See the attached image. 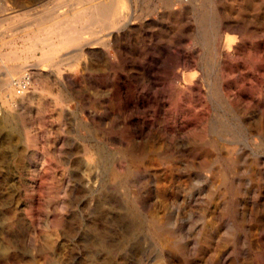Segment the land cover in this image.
<instances>
[{
  "label": "rangeland",
  "instance_id": "1",
  "mask_svg": "<svg viewBox=\"0 0 264 264\" xmlns=\"http://www.w3.org/2000/svg\"><path fill=\"white\" fill-rule=\"evenodd\" d=\"M87 1L0 0L3 71L25 63L31 66L17 75L28 74L35 63L42 66L28 89L12 88L23 105L8 107L0 92V264H164L162 246L177 264H199V232L218 225L228 236L229 230L242 234L229 242L225 255L234 252L240 262L264 264V239L256 244L249 233L263 222L245 211V188L256 183L255 168H262L264 196V139L257 134L260 121L264 125V78L255 92L233 94L240 83L218 71L214 56L217 27L200 24L202 13L213 20L209 0L183 5L132 0L134 15L118 33L121 59L113 58V68L96 66L86 54L56 68L39 47L28 52L24 34L34 32L39 18ZM120 2L118 14L127 8ZM192 4L198 10L182 12ZM261 4L263 16L264 0ZM238 36L258 56L232 62L251 71L255 63L264 67V20ZM111 51L107 48L109 59L115 55ZM179 57L191 62L189 70L179 65ZM174 72L194 74L201 93H189L185 83L176 88ZM66 73L72 87L64 82ZM183 115L188 126L176 132L174 118ZM132 148L139 150L133 161ZM211 180L215 187L207 196ZM260 209L264 212V204ZM154 213L166 231L176 224L183 242L175 244L167 235L162 243L151 232ZM220 213L226 214L223 222Z\"/></svg>",
  "mask_w": 264,
  "mask_h": 264
},
{
  "label": "bare ground",
  "instance_id": "2",
  "mask_svg": "<svg viewBox=\"0 0 264 264\" xmlns=\"http://www.w3.org/2000/svg\"><path fill=\"white\" fill-rule=\"evenodd\" d=\"M122 1L127 3V8L125 9V11L121 10L122 12H120L119 14L118 12L120 8L119 7L120 0L119 1L117 0H107V1L88 0L85 4H83V6L73 7L69 9L67 12L66 11L63 13L59 12L60 14L53 13V14H48L47 16L44 15L45 17L41 19L39 18L38 19L39 21L37 20L38 27L34 29V32L29 33L26 31V33L24 34L25 36L24 41L26 44V49L30 50L28 52H32L34 51V49H37L39 47V49L42 51V54L44 55L43 57L47 60H53L54 64L56 65V68H59L60 66L59 63H61V61H63L64 59H68L71 57L75 58V57L82 56L84 54H86L89 57L88 58L89 60L97 62L96 66H99L100 68L106 67V65L107 66L110 65L111 66L110 68H113V66L116 65V62H114L113 58L117 57L118 58L117 60L121 59V47H120L118 33L121 30L123 29L125 30L126 28H128V26L130 25L132 21L133 15H134L132 3H131L132 0H122ZM189 1L190 0H172L173 3L177 2L178 4L180 3L182 5L183 3H187ZM209 1H210V5H212L209 8H211V11L212 10L214 11L213 16H212L213 20L211 21V18H207L208 15L202 13L199 16L200 24L202 28H206L212 23H215L214 25L217 27L218 34L216 38L214 37L215 38L214 43L216 44V46L214 47V52H215L214 56L216 58V64L218 65V69H219L218 71L222 73L223 76L228 77L229 80L240 83L239 88L237 89V91H234L233 94H237V96L239 97H244L246 95H249L255 92L256 89L259 87L258 82L264 78V67H262L263 65L261 66V65H258V63H255L257 65L255 67H252L253 68L252 71L246 70V68L244 69V65H242V63L240 64L239 62H232V59L239 58L242 56L250 57L251 55H253L252 53L258 56V54H256V49L247 48L243 44L244 42L243 39L239 40L238 35L245 34L254 21L257 22L260 19L264 20V15L262 16V12H261L263 8L261 4V0H233L232 3L224 4V5H221V4L217 5L215 2L216 0H209ZM190 9L198 10L196 9V6L194 7V5L192 4L191 6L184 7L182 12L184 11L188 12ZM49 12H52V11H49ZM34 23H36V21ZM53 34L55 38H53L52 36ZM203 34H204V31H203ZM48 47L49 49L46 50ZM107 48L112 49V51H114L115 53V55L111 57L112 60L109 59ZM8 54H13V51H11ZM3 55L5 54L0 53V57H2ZM262 57H264L263 54H262ZM40 60H44V59L41 57ZM263 61L264 60L262 59V62ZM178 63L179 65L186 68L187 70L190 69L191 62L189 63L187 59L179 57ZM20 65H21L20 67L19 66H13V67L8 66L9 68H7V71H6L7 73L3 71L5 66L4 67L0 66V68H2V70H0V92H5L4 93L5 95L4 103H6L7 106L9 105L12 109L13 107H16L18 104L19 105L24 104V98H21L19 103L17 102L16 97H15L17 95V91L13 90L12 88L15 85H20L22 82H26V83H29L30 81L32 82L34 77L41 76V72H39L38 69L36 68V67H39L38 66L40 65L39 63H35V66L32 65L34 68H31V73H28V74L22 73V74L17 75V73L21 72V69L24 70L23 69L24 67L26 68V67L31 66L25 63H21ZM32 69L37 70V71H32ZM172 75L176 83V88L177 87L181 88L180 83H185V85H187L186 88L189 90V93H195V94L201 93V89L197 85L196 81H194V78H193L194 74L189 75V74H180V73L174 72ZM64 82L67 85L72 87L73 82H72V78L70 74L66 73L64 75ZM211 94H212V91H211ZM192 111L194 113V116L198 117V114H197L198 112H196L194 108L192 109ZM197 117H195V119L197 120L196 124L200 122ZM184 118H185L184 115L181 117V119L178 117L174 118L173 123H174V129L176 132H182L186 129L185 125H187L188 119L185 120ZM194 126H197V125H194ZM210 131H212V129ZM257 134L258 136H260V138L263 141L264 125L261 123V121L257 127ZM138 153H139V150L136 151L134 148H132V150H130L129 152L130 157H131L130 159H132V161L136 159ZM99 158L100 157L97 156V159L100 161L101 159ZM123 165L124 164L120 162V164L117 166L121 167ZM261 170L262 168L260 169L255 168V171L253 174L256 178V183L254 184V183H251L250 181L247 188H245V192L249 194V201H247L249 206L246 207L248 209L245 210L247 213V217H250V218L255 217L257 221L262 220L263 222V224L261 223V225H259L260 226L259 228L258 226H256L257 225L256 224L254 226L252 225L249 229L250 236L252 237V239H255L256 244L258 243L259 245H262V240L264 239V212L262 211L263 209L262 210L260 209V207H262V205L264 204V196L261 195V191L259 190V186H260L259 183L261 180ZM221 171L223 172V178L224 177L226 178L229 176V174L227 173V167H224ZM229 179L232 181V183L230 182V184L233 185V182H236L237 184V180H235V178L229 177ZM214 185L215 183L212 180L207 182V189H208L207 196H210L211 189L215 187ZM240 190L241 188H238V190H235L236 192L235 194L236 195L239 194ZM170 198L172 199V197ZM224 201L222 203L224 207L226 208V203L224 204ZM135 203H137L136 200H135ZM259 212H261L262 214L258 215ZM154 214L151 216V222H150L154 231H151V232L152 233L155 232L154 235L162 243L166 242L167 235L173 236V239L176 241L175 244H177V242L178 243L183 242V238L180 235V233L178 234V236H176L175 234L176 231H178V228L175 227L176 224L174 225L173 230L166 231V229L162 226L163 223L162 224L160 223V218L158 217V215L156 213ZM214 215L216 214L213 213L212 216L215 217ZM224 215L226 214H222L221 217L218 218L220 222H223V220L225 219ZM260 217L262 219H260ZM221 231H222L221 227L220 225H218L217 227L214 226L210 230L199 232L200 234H202L200 239L197 240V249H196L199 256L202 257L201 262L199 264H249V262L245 260L240 262V258L234 252L230 254L228 253L227 255H225V251L227 249V246H229L228 245L229 242L234 240L236 237H240V235L242 234L237 233V231L232 232L229 230V233L230 234L232 233V236H228L226 234L227 232L224 231L222 233ZM239 242L241 243L242 246H244L247 241L246 239H242V241L239 240ZM186 246H187V243H184V245H180L181 249H183ZM159 253L161 255L160 257L163 258L164 264H177L173 260L172 254L170 253V251L166 250L163 246L162 248L159 249ZM184 264H191V263L188 260H185Z\"/></svg>",
  "mask_w": 264,
  "mask_h": 264
},
{
  "label": "built area",
  "instance_id": "3",
  "mask_svg": "<svg viewBox=\"0 0 264 264\" xmlns=\"http://www.w3.org/2000/svg\"><path fill=\"white\" fill-rule=\"evenodd\" d=\"M25 89H28L27 83L22 82L18 87V91L23 92Z\"/></svg>",
  "mask_w": 264,
  "mask_h": 264
}]
</instances>
